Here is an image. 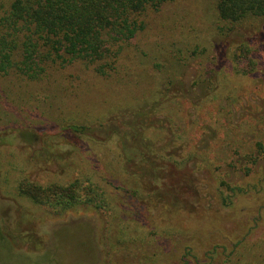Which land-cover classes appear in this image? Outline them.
I'll list each match as a JSON object with an SVG mask.
<instances>
[{
  "label": "rangeland",
  "instance_id": "1",
  "mask_svg": "<svg viewBox=\"0 0 264 264\" xmlns=\"http://www.w3.org/2000/svg\"><path fill=\"white\" fill-rule=\"evenodd\" d=\"M216 4V0H174L164 5L147 29L127 45L121 62L129 68L130 78L137 80L138 74L147 73L149 78L161 77L165 82L163 92L155 97L144 93L122 70V75L113 73L111 77H102L95 75L92 67L75 64L63 70L69 77L66 84L74 85L75 94L68 95L69 101L60 103L57 97L59 104L46 117L39 116L41 110L15 112L10 121L15 127L36 128V140L24 150L17 149L16 154L23 157L26 152L30 156L32 148L41 153L44 147H51L54 152L46 159L40 157L37 163L19 161L25 169L23 174L41 182L64 183L77 176L91 175L103 186L108 182L121 188L112 192L117 206L127 213L138 214V223L136 229L128 232L131 240L122 243L118 226H112L109 236L116 247L118 262L123 259L135 263L140 257L146 261L144 264H184L182 255L191 245L200 256L208 255L209 249L214 250L210 256L215 254L213 263L220 264L225 254L223 246H227L226 253L230 254L238 241L248 245L264 241V19L231 26L219 18ZM221 28H225V35L221 34ZM243 41L255 49L257 68L250 74L231 73L226 63L232 49ZM210 65L215 69L211 74L213 86L202 87L203 83L195 86ZM169 80L175 86L168 88ZM138 103L144 111L160 106L162 112L157 119L164 120L168 127L143 130L141 136L131 134V141L141 143V139L151 143L147 151H155V155L170 153L192 158L185 164L188 169L175 171L183 179L191 180L189 187L179 194V202L164 195L166 188L174 190L175 174L174 178L169 176L170 179L164 180L145 175L141 185L137 184L139 191L135 195L134 186L128 181L124 183L122 176L116 175L109 181L106 178L111 167L119 170V163H110L115 155L109 148L99 147L98 154L94 155L95 148H80L70 136L69 139L60 136V141L55 143L41 137L47 131L48 136L52 134L56 138L73 121L90 125L86 130L88 136L105 138L118 124L126 125V119L115 113L120 105L133 107ZM110 111L114 114L109 115ZM50 121L54 126L48 129ZM99 121L106 124L99 126ZM21 141L19 138L17 145L25 144ZM108 147L114 149L116 145L111 143ZM155 157L162 161L161 157ZM222 189L230 194L228 203L223 201ZM176 190L180 193L178 187ZM177 192L174 194L178 195ZM0 204H4L0 206L1 218L11 217L13 221L14 217L16 222H21L20 232L28 230L32 240L35 237L44 240L46 248L36 256L45 253L57 256L56 264H98L91 231L93 227L97 239L104 231L106 224L100 211L83 207L55 217L29 201L23 204L0 195ZM20 214L31 219L23 221ZM165 229H169L168 236L160 234ZM55 230L60 241L53 236ZM10 242L0 241V264H27L24 256L28 255L13 250ZM30 247L24 246V252Z\"/></svg>",
  "mask_w": 264,
  "mask_h": 264
},
{
  "label": "trees",
  "instance_id": "2",
  "mask_svg": "<svg viewBox=\"0 0 264 264\" xmlns=\"http://www.w3.org/2000/svg\"><path fill=\"white\" fill-rule=\"evenodd\" d=\"M173 1L0 0V195L20 200L23 204L29 201L55 217L64 216L83 207L100 211L106 226L104 231L98 234V239L95 237V229L89 223L78 222L81 226L92 227L94 252H96L98 264H144L146 262L140 257L139 260L134 261L135 263L123 261V259L118 262L116 247L109 236L112 226H118L119 242L130 241L127 235L129 231L136 229L138 214L131 211L127 213L117 206L112 192L120 191L119 186L108 182L103 186L97 180H93L91 175L77 176L64 183L58 180L41 182L23 174L25 169L19 165V161L23 159L25 163L26 161L29 164L37 163L40 157L46 159L48 155L53 156L54 152H51V147H44L41 153L32 148L30 156L26 155V152L23 153V157L16 154L17 149L24 150L27 144L36 140L34 132L36 128L15 127L10 121L15 112L32 113V111L41 110L39 116L46 117L47 114L50 115L56 103L59 104L57 97L60 103L69 101L68 95L75 94L72 87L74 85L66 84L69 77L63 72L69 65L84 64L92 67L95 75L102 77H111L113 73L122 75V70L127 74L128 79L142 87L143 92L152 98L162 93L161 88L165 82L161 77L149 78L147 73H143L138 74V79L134 80L130 78L129 68L121 60L124 58L127 45L147 29L150 22L161 13L164 5ZM216 3L219 18L228 25H241L252 19H264V0H216ZM221 30V34L225 35L226 32H223L225 28ZM221 37L225 36L221 35ZM212 42L213 37L210 39V43ZM199 45H197L198 48ZM250 45L248 41H243L232 49L226 63L231 73L250 74L257 68L255 49ZM213 73H215L214 66L210 65L201 75L200 80L195 82V86L200 87L203 83L202 87H212ZM169 83L171 85L167 86L168 88L175 86L173 80H169L166 84ZM3 103L7 105L2 106ZM165 103L168 101L166 100ZM131 104L120 105L115 112L116 115L126 119L124 123L128 127L126 125L121 127L118 124V128L110 131L111 135L105 138L89 135L90 139L86 132L90 125L70 122L69 118L66 120L70 123L56 134L58 135L56 138L52 134L48 136L47 131L42 132L41 137L55 143L60 141V136L64 139H69L68 136H70V139L78 142L77 146L80 148H95L94 155L98 154L99 147L109 148L115 155L110 163H119V170L110 166V174L105 175L106 178L109 181L116 175L122 176L124 183L128 181L134 186L135 195L139 191V187L136 186L141 185L145 175L155 179L162 177L163 180L174 178L176 175L174 190L166 188L167 192H164V195H170L174 201L179 202V194L189 187L191 180L183 179L182 175L175 174V171L186 169V162L192 158L190 155L181 158L170 153L167 156L155 155V151L153 153H151L152 150L147 151L152 146L151 143H144L141 139H139L141 143L132 142L131 134L141 136L143 130H162L168 125L165 126L164 120L157 119L158 114L162 112L159 109L160 106L144 111L141 103L133 106L135 108L130 106ZM221 108L224 109L225 106ZM111 113L113 111L108 114ZM107 122L110 123V119ZM53 123L50 121L46 127L51 128L54 126ZM6 124L10 125L4 126ZM103 124L106 122L103 121L97 125ZM19 138L25 143L22 146L17 145ZM111 143L116 145V150L108 147ZM155 156L161 157L162 161ZM110 163L108 165H111ZM224 184L231 188L229 183L224 181ZM176 187L180 193L177 192ZM175 192L179 196L175 195ZM221 194L223 201L228 203L230 194L225 189L221 190ZM127 210L129 211L130 208ZM19 216L23 221L27 218L31 219L28 215L20 214ZM1 217L0 241L10 240L13 250L27 254L28 256H24L26 258L24 263H57V256H46L45 252L43 256H36L38 251L42 252L46 248L42 238L37 237V241L35 237V240H32L27 235L28 230L20 232L21 222H16L14 217L13 221L11 217L10 219ZM12 223L13 225L17 223V226L13 227ZM167 233L169 229L160 232L164 236H168ZM53 236L56 241H60L56 230ZM27 244L31 247L26 253L23 247ZM223 247L225 254L220 264H264V241L262 240L249 245L244 241H238L233 250H230V254L226 253L227 246ZM214 252L209 249L208 255L200 256L190 245L186 248L182 259L184 264H214L216 256L215 254L210 256V253Z\"/></svg>",
  "mask_w": 264,
  "mask_h": 264
}]
</instances>
